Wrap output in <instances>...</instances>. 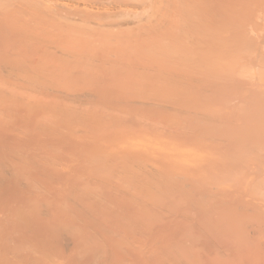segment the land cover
Wrapping results in <instances>:
<instances>
[{
    "label": "rangeland",
    "instance_id": "1",
    "mask_svg": "<svg viewBox=\"0 0 264 264\" xmlns=\"http://www.w3.org/2000/svg\"><path fill=\"white\" fill-rule=\"evenodd\" d=\"M241 1L212 0L208 2V8L211 7L209 8L211 16L208 17V19H205L204 23L208 26L206 28L211 27V30H207H213L212 32H214V34L220 32L221 35L219 34L217 36H223V38H221L226 45L228 42L226 49L229 51L231 50V47L234 48L235 45V47L239 49V46L241 45V43H239V40L243 41L244 39L245 41L247 38L250 41L249 43L259 45V43L262 41L261 39H263L264 36V23L260 22L262 25L260 23L256 24V22L252 21V17L249 16L250 13L252 16H256L259 13V10L264 12V2L259 3L258 1L257 4V0ZM222 6L224 7V12H228V14L224 13L225 18H228L227 21L223 20L224 14L222 15ZM226 6L227 8H225ZM232 6H236L235 10L232 8ZM229 7L232 10L228 9ZM244 7H246L247 9ZM242 15H245L244 18ZM217 18L221 19V21ZM233 19L234 21L232 23ZM236 19L238 21H236ZM206 20L210 25L206 24ZM219 21H225V26H223V23H220ZM220 26L222 27V29H224L225 32H222ZM123 28L130 29L134 27ZM249 30L250 33L248 32ZM110 31L106 30V32L100 34L101 36L95 35L94 37H97L95 38L97 41L94 39V37L93 40L92 38L89 39L92 41L89 43H92L94 47L96 45L97 49L100 48H98V45L105 46L104 49L102 48L103 46L101 47L105 57H107L109 55V52H111H108L106 50H108V48L110 50L111 46H115L110 45L108 48H106L105 42L108 41L109 36L112 35V32L114 30ZM237 31H243V34H246H239H241L243 37H246L240 39ZM235 32L239 40L237 38H234L237 37ZM127 33L128 35H131V38L129 39V36L127 37V39L129 40H124L125 46H127L126 48H128V46L129 48H131V45L132 47H134L135 44L133 46L132 40H134L135 37H139V28L133 29L132 32L127 31ZM79 36H81L82 38L86 37L84 33H79ZM217 36H202L205 40L209 39V41H205L201 37L199 40L200 43L199 41H197V39H195V37L193 38L195 42L191 40V38H189L191 42L193 41L192 46H190L191 48H193V50L190 51L195 54V56H193L194 54H192L191 57L196 58V56H198V59H195V63L197 64L192 62L194 61V58H190L189 55L188 60L185 57L182 58V54L180 58L185 59V61L187 60L190 63L187 62V64L185 61H183L182 64V61L179 62V60H181L179 58L175 60L172 59L173 64L170 66L162 65L164 66L163 72H165L166 70L168 71L164 74L169 73L167 75L170 76L172 72L175 75L179 72V70L180 72L181 70L183 71L184 76L182 72L181 74L184 78L181 76L180 77L181 79L183 78L184 83H186L185 85H187L188 87V90H186L187 92L183 91L184 93L186 92L187 97L184 96L185 94L183 92H181V90L184 88L180 90V96L177 95L178 91L176 93L175 89H178V87L176 84V86H171L175 87L173 88L174 91H172V93L171 90H168L170 91L169 94L167 89L165 90L167 86H164L165 84L163 85V83L159 84V86L163 85L162 87H160L161 92H155L156 95H154L153 91L157 89L155 88L156 84L160 81H158L154 86V83H146L147 80H143L140 75L138 77L140 71L139 73L137 71L134 73H130L131 70L126 71V69L122 68V66H125L128 62H130V64H134L136 68L138 67V70H140L141 67L150 65L152 61L150 59L156 54L155 52L157 51H154V53L153 50L149 51V54L153 53L154 55L151 54L149 55V57L147 55V57L150 58L148 59L147 57H145L148 51L141 52L138 50V52L135 51L134 53L133 51L136 47L132 48V50L134 49L133 51L128 48L130 52L132 51L131 54L133 53L135 54V56H133V54L132 56H130V52L124 49L125 46L124 48L122 47L127 53L124 51L125 53L123 52L121 57H119V54L116 53L121 52L122 49L120 50L119 48V51L115 47L118 50L117 52L114 48H112L116 53L111 52L115 54L112 55L110 53L108 58L110 60L113 58L116 59V57L118 58L116 60H113V62L115 61L116 63L115 69H118V73L116 72L114 67H112L113 69L111 68L110 65L113 66L114 64L112 63L110 65L107 64L108 66L105 64L107 66V69H112L111 72L109 71L107 75L98 73L99 71L96 72L95 70L97 68H95L94 70V67L92 68L90 66H87L85 68L88 71L85 72L84 76H81V74L79 76V74L77 75V73H68L67 75H62L61 71L60 73L59 71H57L60 77H57L52 81L51 79H53L55 75H58L56 74V71L55 75H53L52 77L51 74L47 73V71L45 72L46 74L43 72V80L41 77L36 76V74L32 72L29 73V76L27 75V77H29L28 79H32V77L34 76V86L37 87L35 89L36 92L42 87L44 88L45 86L46 89H44V91L47 90V92H51L56 97H60L61 101L58 102L62 103V105L60 103V108L63 107V110L60 114L52 115L47 113L44 115H40V112L28 113V111L23 110L22 107H17L15 108L16 110L20 108V110L23 111L21 112V114L23 113L22 116H20L21 114L18 115V113H20V110H17L14 115V109L12 111L13 113L10 114L11 120L10 118H8V120L5 119L3 123L0 124V264H264V106L262 105L264 101L262 102V104L260 103V100H262L261 98L264 96L261 95V97L257 94V96L254 95V97H252V99L255 98L256 101L260 99L259 102L257 101V103H260L261 107L259 106L260 108H258L254 104L256 103V101L252 100L254 101V103L251 102L250 96H253L252 91H250L249 89L247 90L252 92H249L250 94L245 91L246 89L244 90L245 94L244 92H239L243 91V86L246 84H243L245 82L244 79L237 77V80H241L237 82L235 79L236 77H234L232 80L235 82L231 81L232 83H229L230 79H228L227 77V80L229 82L225 83V86L223 84L224 82L219 81L220 79L222 81L226 80L225 75H223L224 77H222L223 70L220 69L223 66H220V68L218 67V69L216 70V66L213 64H216L218 61H220L221 63L222 60H220V55H222V57H224L226 60L224 59V63L222 62L221 64H225L224 67H226L228 64L230 65V63L233 64L232 61L235 56H231V58L233 57V59H229L230 63L229 61L227 62L228 57H225L226 54H223L224 52L227 53V50L223 49L224 43L219 41L220 38ZM230 36H232L233 39L230 38ZM100 37L102 40H100ZM215 37L217 38L215 39ZM227 37L229 38L227 39ZM256 38L258 39L256 40ZM76 39H78V37L74 39L72 37L71 39H60V42L58 43L59 45L61 44L59 48H63L62 53H64V49H67L72 45L71 43L78 42L76 41ZM98 41H100L102 44H100V42ZM127 41H131L132 44ZM231 41L234 42L232 43V45ZM5 42L7 43L8 41ZM93 42L95 43V45ZM126 42L129 45H127ZM219 42L220 44L223 43L220 47V44L217 45ZM196 43L197 46L195 45V47L194 44ZM215 43H217V48ZM2 44H0V49L2 50L4 48V50L6 51V48H8L11 42L9 43V45L8 43L4 45ZM13 45L15 46L16 44ZM13 45L11 46L12 50L15 49H13ZM214 45L216 49L221 48L222 51H225H223L221 54V50L218 52L216 51V53L214 52L211 55V51L216 50L214 48ZM210 46L213 47L214 50H212L213 48L210 49ZM229 46L230 49H228ZM19 47L20 45L17 46V48L14 50L15 52L12 50L11 51L14 53H21V56H24L23 53L26 54L27 52H29V50L30 52L28 54L32 53L31 46L30 48L22 47V49L20 47V50ZM182 47L184 48L183 50H186V47ZM206 47L207 49H205ZM59 48L57 49L59 50ZM147 48L149 47L147 46ZM195 48L198 49V51H194ZM10 49H7V51L11 52ZM209 49L211 50L209 53L211 56H208L213 57V61H215L216 59L217 62H212L213 64L211 63V67L213 69L211 67V69H209L207 66L206 68L208 70H206L204 69V66H202V63L199 64L198 62L202 57L201 55H207ZM4 50H2L0 53H3ZM55 50L53 51L52 48H49V51H58ZM88 50L94 52L91 50V48ZM181 50L182 49H180V51ZM100 51L101 50H99L98 53ZM102 51L100 52V55ZM186 51H188V53L190 54L189 50ZM204 51L206 52V54ZM238 51H241L240 53H242V49ZM144 52H146V54H144ZM98 53L94 52L93 54ZM183 53L186 52L183 51ZM188 53H186V56ZM217 53L219 54L218 56ZM231 53L233 52H229L228 55H231ZM237 53L238 54L236 57H238V55L240 54L239 52ZM17 54L16 56L14 54L11 55L17 57ZM86 54H88V51H86ZM243 54L247 55L249 54V52H243ZM251 54L252 53H250V55ZM5 55L3 54L1 56ZM250 55L249 57L251 58L252 62L248 60L249 57H246L245 63L247 65L249 64V62L247 63V61H250V63H253L255 61V64H253L255 67H251V64L247 65L248 67L250 66L251 69L264 67V64H262L264 62L259 61L261 59L260 57H264L263 55H260V57L259 55H257L258 59L257 56H254L253 60L256 58L254 61L252 60L254 54H252V57ZM216 56L220 59L218 58V60ZM63 57L67 59L66 57L68 56ZM74 57L76 60L77 57L74 55L71 58ZM155 57L159 59V56L155 55ZM243 57L244 55L241 58L243 59ZM21 58L20 60H23ZM100 58L99 60H101ZM120 58H123L122 60H124V62L121 61ZM144 58H147L146 61ZM241 58L238 57V60L241 61ZM4 59L5 57L3 58V60ZM6 59L4 60L5 63L2 60L1 63H4V65L6 64L9 70H7L8 68H6L5 66L1 67V65L0 70L1 72H4H2V74L0 72V76L2 75V77L4 78H9L12 76V74L9 73L11 72V66H14L15 69L18 66L17 69H19L22 67V65L21 67H19L20 64H16L17 66H15L14 62L13 65V63L11 62L12 60L14 61V59L9 61L11 59L10 58L9 60H7L10 62L11 66H9V62L7 64ZM77 59L80 58L78 57ZM129 59L130 61H128ZM157 59L155 62H157ZM190 59L192 60L189 61ZM209 59L211 61V58ZM148 60H150V63L148 62ZM66 61L67 60H65V62ZM15 62L17 61L15 60ZM77 62L80 61L77 60ZM90 62L88 61V63ZM93 62L95 63L96 60H93ZM121 62L123 63L121 64ZM142 62L144 63L142 64ZM146 62L148 64L144 65ZM155 62H152V64ZM22 63L24 64V61H22ZM167 63L168 62H166V64ZM184 63H186L187 66L189 64L191 66L187 67ZM241 63L245 65L244 61H241ZM66 64L68 65L67 62ZM75 64L76 62L74 63V65ZM97 64L98 63H96V65ZM99 64H102V62ZM128 64L126 66H128ZM169 64H171V62H169ZM234 64L238 66L237 62L235 63V61ZM260 64L261 66H258ZM63 65L61 66V68H65L67 66L64 65V67ZM157 65L158 62L156 64V67L159 66ZM236 65H234L235 68H237ZM92 66H95V64H93ZM129 66L127 67V69L129 68ZM152 66L153 68L155 67V65ZM173 66L176 70L174 68L172 69ZM196 66L199 68V71H197L198 69ZM230 66L227 67L230 68ZM69 67L70 66L68 65V68ZM190 67L193 71L190 69ZM3 68L6 70V72L8 71L7 73H9L11 76H9L8 74V76H4L6 72ZM26 68L27 67L25 65V69ZM144 68H146L147 70L148 67L146 66ZM150 68L148 69V71L150 70ZM188 68L189 70H187ZM15 69L12 70V72L17 71ZM107 69L105 72H107ZM119 69L124 73H121V71L119 72ZM23 70L24 66L21 71ZM84 70H82V72ZM186 70L187 72L189 71V74H192L185 76V74H188ZM194 70H196V73ZM201 70H203V72ZM219 70H222V72H219ZM229 70L226 69L225 71ZM25 71L28 72V70ZM25 71H23L24 73H21L23 75L25 73L27 74V72ZM112 71H114V74L117 73V75H114ZM160 71L162 72V69ZM161 72L159 76H161ZM213 72L214 74L216 73L219 75L215 74L213 77L214 79H211L213 76ZM207 73H210V75H208L210 76V79L205 78L207 76L204 75H207ZM234 73L236 72L234 71ZM14 74V77L12 76V79H19H16L15 76L22 78V74L19 75L20 73H18L19 76ZM70 74H72V77L70 76ZM100 74L103 75L99 76ZM200 74L202 75L201 79L203 80L200 79ZM224 74H226V72ZM75 75L78 78H76ZM195 75H199V79L198 77L194 78L193 76ZM215 76H218L217 79L219 78V80L215 79ZM229 76L233 77L231 74H229ZM37 77L40 78L39 83L35 82V79ZM180 77L177 78L180 80ZM185 77L189 79L188 82L185 81ZM37 80L38 79H36V81ZM40 80H42L43 83H40ZM212 80L213 83H211ZM165 81L166 80H164V83ZM183 81L182 84H184ZM30 82L32 84V89L34 90L33 81L31 80ZM44 82L46 83V85ZM47 82L49 84H47ZM52 82L54 83L52 84ZM168 82L170 81H167V83ZM220 82L222 85L220 84ZM22 83L24 85V80ZM26 83L25 87L29 85L28 83V85ZM36 83H38L39 85H36ZM209 83L210 85L214 86V88L212 86H210L212 89L209 88ZM214 83L215 85H220L215 87ZM236 83H241V85L243 84V86H239L240 88L237 86V88L235 86ZM203 84L207 85L208 91L206 88H204L205 86ZM202 85L204 86L203 88ZM178 86L181 85L179 84ZM168 87H170V84ZM220 88L222 89V91L216 90ZM236 89L238 90V92L236 91ZM163 91L166 92L163 93ZM205 91L207 95L204 94ZM219 91H221V93ZM80 93L82 94L80 95ZM166 93L171 96V100L169 95V99L165 98L166 100H164L162 95L165 94L167 96ZM175 93L178 97L174 95ZM158 96H161L163 99ZM183 96L184 98H182ZM31 97L37 96H35V94H31ZM88 98H90V102ZM177 98H179L178 100L180 101L176 100ZM148 100L151 101L149 102ZM187 101L191 102V104L193 105L191 106L190 104L189 106V103H187ZM245 101L246 103L243 105H246L248 101V105H251L250 108L248 106V108L243 107L242 103H244ZM239 102L241 103L239 104ZM201 103H204L203 106ZM160 104H162V106L166 105L164 107L166 109L160 106ZM201 106L204 108H202ZM181 107H183V109ZM255 107H257V109ZM261 108L262 112L260 111ZM155 111L160 113H158L157 115L154 113ZM215 111L217 112L215 113ZM145 112L146 114H148V116L145 114ZM4 115L6 116V112H4ZM16 115L20 117H18L17 119ZM97 117L101 119V122L97 123V125H94V122L93 125L91 124V122L89 123V121H94L95 119L99 120ZM206 117L208 118V121ZM153 123H157V125H154ZM162 124L165 126H163ZM183 124L185 125V127H183ZM158 125L160 127L157 128L156 126ZM175 126H177V130L175 129ZM169 127L171 130L167 132L169 129L166 128ZM251 127L253 130L251 129ZM174 129L177 132L174 131ZM225 129L229 133H227ZM162 131L163 133H161ZM239 132L241 134L243 133L242 136L241 134H239ZM175 133L179 134V136H177V134L175 135ZM230 133L231 135H229ZM238 134L242 138L246 136V139H242L241 137L237 138L239 137ZM252 142H254V145L252 144ZM249 144H251L252 146ZM242 151L245 152L242 153ZM240 161H242V164ZM211 173L212 175L214 174L215 177L214 175L212 176ZM117 178L118 180H116ZM139 187H142L143 189ZM185 192L188 195L185 194ZM133 196H135V198L137 197V199H135ZM193 196L196 198H194ZM85 197L87 204H85ZM87 199L90 201L88 202ZM159 199L162 201L159 202ZM91 200H93L94 202ZM95 200L97 201V203L95 202ZM137 200L139 201L137 202ZM207 200L208 202H206ZM94 203L95 206L93 205ZM157 204H160V207ZM173 204H175L176 206H174ZM214 204L217 205V207ZM135 205L139 206V209H137V206ZM88 206L92 207L94 211L91 208L89 209ZM96 206L99 207L96 208ZM82 207H84L85 209ZM223 207L226 209L224 210ZM78 209L81 212L84 210L83 213H85L83 214L79 212ZM185 211L186 214H190L191 212V217L190 215H186ZM77 212L78 214H75ZM181 212L184 213L186 218H183V214L182 217L180 216L181 218L178 217V215H181ZM80 213L83 215L79 216L81 215ZM128 214L132 217H129ZM102 216H104L105 218H103ZM187 216L189 217L188 221ZM153 217L154 219H156V217L162 219L163 226L160 221V223H157L158 226L156 224H151L150 219H152ZM158 218L157 220H159ZM132 221L136 226L131 223ZM140 221L142 223H140ZM101 223H103L102 226ZM189 223L191 226L189 225ZM130 224H132L133 226ZM119 225L123 226L122 229ZM153 225H155V227ZM97 227L98 230L96 229ZM130 227L131 230L129 229ZM133 228H135L136 232H134L135 230L133 231ZM130 236L133 237L131 238ZM141 236H143V238H141ZM129 239L132 240V243ZM219 239L220 241H218ZM188 245L190 246V248ZM173 247H175V249ZM180 256H182L183 258ZM218 261H220L221 263Z\"/></svg>",
    "mask_w": 264,
    "mask_h": 264
},
{
    "label": "bare ground",
    "instance_id": "2",
    "mask_svg": "<svg viewBox=\"0 0 264 264\" xmlns=\"http://www.w3.org/2000/svg\"><path fill=\"white\" fill-rule=\"evenodd\" d=\"M209 1H212V0H0V44H2L3 42V44L2 45H4V44H7L8 43V45H9V43L11 42V44L13 45V44H16L17 46H19L20 45V47H21V49H22V47H26V48H30V46L32 47V53L31 54H28L29 52H30V50L29 49H27V50H29V52H27L26 54L25 53H23L24 54V56H21L22 54L21 53H18L17 51V53H14L15 51V49L17 48V46L15 47L14 45H13V49L14 50H12V45L9 47L8 46V48H6V51H7V49H10V51L12 50V51H14V52H9V51H5L4 50V48L2 49V50H4L6 53H8V54H6L4 51H3V53H0V66L1 67H6V68H8V66L5 64L4 65V60L6 59V58H8V59H6V61L7 60H9L10 58V60L9 61H11L12 59H14V61L12 60V62L11 63H15V66H17L18 64H20L19 65V67H21V65H22V67L21 68H19V69H17L18 68V66H17V68L15 69V67L14 66H11L10 65V62L9 61H7V64H8V62H9V66H11L10 68H11V72H9L10 74H12V76H13V74L14 75H17V76H19V75H21L22 73H24L23 71H25V70H28V72L27 71H25V72H27V74L25 73L24 75L22 74V78L21 77H16L15 76V78L17 79V78H19L18 80H20V78H21V80L20 81H22L23 82V80H24V82L28 85H26L27 87H25V83H24V85H23V83L22 82H20V81H18V80H15V79H12L13 77L9 74V73H7L6 72V70H5V75L4 76H6L7 74L9 75V76H11V77H9V78H4V77H2V75L0 76V124H2L3 123V121L5 120V119H7L8 120V118H10V114H12L13 112V114L15 115V112H17V110H20V108L22 107L23 108V110H26V111H28V113H32V112H40V115H44V114H47V113H49V114H52V115H55V114H60V113H62V108H60L61 107V105H62V103L61 102H58V101H61V98L59 97H56L55 95H53L51 92H47V90H45L44 91V89H46V87L44 86V88L42 87V85H41V89H37L38 91L36 92V86H34L35 85V83H34V76L32 77V79H28L29 77H27V75L29 76V73H34V74H36V76H38V77H41L42 78V74H43V72L45 73L46 71H47V73H49V74H51V77L53 76V75H55V73L57 72V71H59V73H60V71L62 72V75H67L68 73H77V75L79 74V76H80V74H81V76H84V74H85V72H87L88 70H86L85 68L87 67V66H90V67H94L93 69L95 70V68H97L95 71L96 72H98V73H103V74H108L109 73V71L111 72V70L113 69L112 67H114V69L116 68V63H115V61L113 62V60H116V59H118L117 57H116V59H109L108 57H109V55H110V53L111 52H115V51H117L118 52V50H119V48H120V50H121V52H118V53H116V54H119V57H121L122 56V54H123V52L125 51L124 49H126V51L128 50L129 52H130V50H132V48H135V50L133 51L134 53H135V51H137L138 52V50L139 51H148V53L146 54V52H144V54H146V56L145 57H147V55H148V57H149V55H151V54H153L154 53V51H157V52H155L156 54L155 55H157V56H159V59H157L156 57H155V55L153 56V57H151V59L150 58H148V59H150V60H152L151 61V63H150V60H148V62L150 63V65L148 66V65H146V64H148L147 62L144 64V65H146L148 68H147V70H146V68H144V67H146V66H144V67H141V69L140 70H138L139 68L137 67H135L134 66V64H130V62H128V63H126V65L128 64V66H129V68L127 69V67L128 66H122V68H124V69H126V71H129V70H131V72L130 73H134V72H138L139 73V71H140V74H138V77H139V75L143 78V80H147V82L146 83H151V84H153L154 83V86H155V84L158 82V81H160V82H158L157 84H156V87L155 88H157L158 89V86H159V84H161V83H163V85L164 86H169V84H170V87H166L165 88V90L167 89V91L168 90H171V93H172V91H174L173 90V88H175V87H171V86H176L177 85V87H178V89H175V91H176V93H177V91H178V94L177 95H179L180 96V94H181V92H183V91H186V90H188L187 88V85H185L186 83H184V81H183V76H184V74H183V71L181 70V72H182V74H183V76H182V74H181V72H180V70H179V75H178V73L177 72H175V73H177V74H173V72L172 71H170V72H172V74H171V76L170 75H167V74H169V73H166V74H164L165 72H168L167 70L165 71V72H163V69H164V66H162V65H172L173 63H172V59H179L181 56H182V54H183V56H182V58H186L187 60H188V55L190 56V58H194L193 60L194 61H192L193 63H195V59H198V56H196V58L195 57H191L192 56V54H194V53H192V51H190V50H193V48H191L190 46H192V42L194 41L193 40V38L195 37V39H197V41H199L200 40V38L203 36H207V35H212V36H217V35H219L220 34V32H218L217 34H214V32H212V31H208L209 29L211 30V27L210 28H206V27H208L207 25H205V19H208V17H210L211 16V14H210V10H209V8H211V7H209L208 8V2ZM225 1V0H224ZM233 1V0H232ZM235 1V0H234ZM241 1V0H240ZM254 1H256V0H254ZM259 1V3H262V2H264V0H257L256 1V3ZM227 3V2H226ZM241 3H242V1H241ZM246 3V2H245ZM258 4V3H257ZM264 4V3H263ZM239 5H241V4H239ZM245 5V4H244ZM247 5V4H246ZM221 6V5H220ZM219 6V7H220ZM215 7V6H214ZM223 7V6H222ZM235 7L236 6H232V8L235 10ZM218 8V7H217ZM225 8H227V6L225 7ZM244 8H246V7H244ZM220 9V8H219ZM224 7L223 8H221V10L223 11V13H222V15L225 13L224 12ZM228 9H231L230 7L228 8ZM247 9V8H246ZM246 9H244V10H246ZM262 9V8H261ZM221 10H220V12H221ZM232 10V9H231ZM233 10V11H234ZM217 11V10H216ZM248 11V10H247ZM219 12V11H218ZM229 13H232V12H229ZM235 13H236V11H235ZM225 14H228V12H226ZM225 14L222 16L223 17V20H228V18L226 17L225 18ZM220 15V14H219ZM246 15V14H245ZM244 15V16H245ZM218 16V15H217ZM226 16H228V15H226ZM234 16V15H233ZM243 16V15H242ZM244 16H243V18H244ZM250 17H252V21H254V22H256V24H258V23H264V12L263 11H260L259 10V13L255 16V15H251V13H250V15H249ZM239 17V16H238ZM210 19V18H209ZM217 19H219V18H217ZM240 19V18H239ZM220 21H221V19H219ZM211 21V20H210ZM219 21V22H220ZM233 21H234V19L232 20V23H233ZM236 21H238L237 19H236ZM224 22L225 21H222V22H220V23H223V26H225V24H224ZM230 22V21H229ZM244 22V21H243ZM203 23V24H202ZM226 23H228V22H226ZM260 23V24H261ZM206 24H209L208 22H207V20H206ZM243 24V23H242ZM210 25V24H209ZM220 25V24H219ZM231 25V24H230ZM262 25V24H261ZM214 26V25H213ZM216 26V25H215ZM227 26V25H226ZM236 26V25H235ZM234 26V27H235ZM240 26H242V25H240ZM123 27H134V28H130V29H127V28H123ZM217 27V26H216ZM228 27H230V26H228ZM263 27V26H262ZM262 27H261V29H262ZM123 28V29H122ZM136 28H139V34L138 33H136V34H138L139 35V37H135L134 38V40H132V42H133V46H134V44H135V46L134 47H132V45H131V48H129V46H128V48L130 49H128V48H126L127 46H125V41L124 40H129L130 38H131V35H128V33H127V31L128 32H132L133 31V29H136ZM220 28H221V30H222V32H225L224 31V29H222V27L220 26ZM125 29V30H124ZM208 29V30H207ZM234 29V28H233ZM106 30L107 31H110V30H114L113 32H112V35L111 36H109V38H108V41L107 42H105V44H106V48H108L110 45H115V46H111L110 47V50H109V48H108V50H106V51H111V52H109V55L107 56V57H105L104 56V53H103V51H102V48L104 49V45H98V48L100 47H102L101 49L99 48V49H97L96 47V45H95V41L93 42L94 43V45H95V47L93 46V44L92 43H89V42H92L91 40H89V39H91L92 38V40H93V37L95 36V35H98V36H101L100 34L101 33H103V32H106ZM127 30V31H126ZM138 30V29H137ZM243 30V29H242ZM248 30V29H247ZM126 31V32H125ZM230 31V30H229ZM111 32V31H110ZM134 32H135V30H134ZM226 32H228V31H226ZM238 32V31H237ZM249 33H250V30L248 31ZM75 33V34H74ZM79 33H84L85 34V38H82L81 36H79ZM230 33V32H229ZM231 33H233V32H231ZM239 33H242V35H244V34H246V33H244L243 34V31L242 32H238L237 34H238V36L240 37V39L242 38H245V37H243L241 34H239ZM252 33V32H251ZM76 34H78V35H76ZM130 34V33H129ZM206 34V35H205ZM222 34H225V33H222ZM235 34H236V32H235ZM237 34H236V36H237ZM263 34H264V30H263ZM90 35V36H89ZM221 35V34H220ZM232 35V34H231ZM242 37H241V36ZM250 35V34H249ZM248 35V36H249ZM130 36V37H129ZM233 36V35H232ZM232 36H230V38H232L233 39V37ZM238 36L237 37H234V38H237L238 39ZM71 37L74 39V38H76V37H78V39H76V41H78V42H73V43H71L72 45L71 46H69V48H67V49H64L65 51H64V53H62L63 52V48L61 47V49L59 48L60 46H61V44L59 45V43L58 42H60V39H71ZM127 37H129V39H127ZM183 37V38H182ZM202 37V39L203 40H205L204 38ZM217 37H219V36H217ZM217 37H215V39L217 38ZM223 38V36H220L219 38H220V40L219 41H221V42H223L222 41V38ZM250 37V36H249ZM253 37V36H252ZM95 38H97V37H94V39ZM189 38H191V40H193L192 42H191V40L189 39ZM207 38V37H206ZM218 38V39H219ZM229 37H227V39H228ZM188 39V40H187ZM212 39V38H211ZM210 39V40H211ZM225 39H226V37H225ZM231 39V40H232ZM250 39V38H249ZM253 39H255V38H253ZM258 38H256V40H257ZM96 40V39H95ZM99 40V39H98ZM100 40H102L101 39V37H100ZM207 40V39H206ZM205 40V41H206ZM213 40V39H212ZM239 40V39H238ZM238 40H237V44H238ZM262 41L259 43V45H257V44H252V43H249L250 41L248 40V38L244 41V39H243V41L242 40H239V43H241V45L239 46V49L238 48H236L235 46H234V44H233V46H234V48L233 47H231V50L229 51V50H227L226 48H227V45H228V42H227V45L224 43V47H223V49H226L227 50V53L226 52H224L223 54L225 55V57H228L227 58V62L229 61V59L231 58V56H235L234 57V59H233V57L231 58V59H233V64L232 63H230V61H229V63H230V65L228 64L227 66L229 67L230 66V68L232 67L233 68V70H232V68L230 69V68H228L227 66V68L226 67H224L225 66V64L223 65V64H221L223 61H225L226 59L224 58V57H222V55H220L221 57V59L219 58V57H217L219 54L217 53V59L219 58L220 60H222V62L220 63V61H218L217 62V60L215 59V61H213L214 59H213V57H209V56H211L214 52L216 53V51L218 52V51H220L221 50V52H220V54L223 52V51H225V50H223L222 51V49L220 48H218V49H216L217 48V45H219L220 44V42L217 44V43H215V45H216V48H215V45H214V48L216 49L215 51H211L210 49H212L213 47H211L210 49H209V52H207V55H205L206 54V50L204 51L205 52V56H208L209 58H211V61H210V59L208 58V57H205V56H203V55H201L202 57L200 58V60H199V64L200 63H202V66H204V69H206V70H208L206 67L208 66V68L209 69H211L212 67H211V63L212 62H217L216 64H213V65H215L216 66V70L218 69V67L220 68V66H223L222 68H220V69H222L223 70V73H222V77H224L223 75H225V79L227 80V77H228V79H230V82L227 80H219V78L217 79V77L218 76H215V79H217V80H219V81H221V82H224L223 84H224V86H225V83H227V82H229V83H232V82H235V81H233L232 79L234 78V77H236L235 79H236V81L237 82H239V81H241L240 79L239 80H237V77H239V78H242V79H244V83L243 84H245L244 86H243V84L241 85V83L239 84V83H236V87L238 86H243L244 87V89H242L243 91L241 92V91H239L240 93H243L244 92V94H245V91H247L248 89L250 90V91H252V92H250V91H247L248 93L250 92V93H252L253 94V96H250V99H251V102L252 103H254V101H256V99L255 98H253L252 99V97H254V95H256L257 96V94L259 95V96H261V95H263L264 96V67H257V69L256 68H254V69H251L250 68V66L248 67L247 65H250L251 64V67H255L253 64H255V59L253 60V58H254V56L256 57L257 55H259V57H260V55H263L264 56V36H263V39H261ZM5 41H8L7 43L5 42ZM10 41V42H9ZM97 41V40H96ZM196 41V42H197ZM207 41H209V39L207 40ZM217 41V40H216ZM70 42V41H69ZM98 42H100V41H98ZM127 42H129V43H131V41H127ZM127 42H126V44H127ZM195 42V41H194ZM201 42H202V40H201ZM218 42V41H217ZM230 42V41H229ZM199 43H200V41H199ZM208 43V42H207ZM213 43V42H212ZM223 43H221V44H223ZM232 43H234V42H232L231 41V45H232ZM258 43V42H257ZM100 44H102L101 42H100ZM132 44V43H131ZM201 44H203V43H201ZM219 45V47L220 46H222V45ZM251 44V45H250ZM74 45V46H73ZM91 47H90V46ZM117 45H119V46H117ZM127 45H129V44H127ZM189 47H188V46ZM197 46V43L196 44H194V46ZM230 45V44H229ZM87 46H89V47H87ZM124 46H125V48H124ZM147 46L149 47V48H147ZM182 46H184V47H186V50H189V52H190V54L188 53V51H186V50H183L184 48L182 47ZM193 46V47H194ZM195 46V47H196ZM206 46V45H205ZM1 47V46H0ZM20 47H19V50H20ZM86 47V48H85ZM118 49H116V48ZM124 49H123V48ZM202 47V46H201ZM200 47V48H201ZM204 47V46H203ZM207 47H208V45H207ZM207 47L205 48V49H207ZM49 48H52V50L54 51L55 49L56 50H58L57 48H59V50L57 51V52H52V51H49ZM53 48H55V49H53ZM86 49V51H88V54H86V51H85V49ZM91 48V50L92 51H94V52H96V53H98V51L99 50H101L102 51V53H101V55H100V52L98 53V54H93L94 52H91V51H89L88 49H90ZM93 48V49H92ZM105 48V49H106ZM112 48H114L115 49V51L112 49ZM144 48V49H143ZM198 48H199V45H198ZM214 48L212 49V50H214ZM84 49V50H83ZM180 49H182L184 52H186V53H188L187 54V56H186V53H183V51L181 50L180 51ZM228 49H230V46H229V48ZM237 49V50H236ZM242 49V53H240L241 51H238V50H241ZM1 49H0V52L2 51ZM55 50V51H56ZM61 50V51H60ZM68 50V51H67ZM119 50V51H120ZM153 50V53H151V54H149L150 52L149 51H152ZM198 51V49H196L195 48V50L194 51ZM233 50H236V51H233ZM105 51V52H106ZM125 51V52H126ZM131 51V52H132ZM193 51V52H194ZM210 51H211V53H210ZM22 52H24V51H22ZM124 52V53H125ZM131 52L129 53L130 54V56H132V54H131ZM202 52V51H201ZM229 52H233V53H231V55H228L229 54ZM236 52V53H235ZM237 52H239L240 54L239 55H241V56H239L238 55V57H242L243 55H244V57H245V55L246 54H243V52L244 53H248L249 52V54H247L246 55V57L248 58L249 57V55H250V53H252V54H254L253 55V57H252V54L250 55L251 57H252V60L254 61L253 63H250V61H251V58L249 57L248 58V60H250V61H247V63L249 62V64H247L246 65V63H245V59H246V57L244 58L243 57V59L241 60V61H244V63H245V65H243L242 63H241V61H239L238 60V57H236L237 56ZM90 53H92V54H90ZM107 53V52H106ZM105 53V54H106ZM115 53H111L112 55L113 54H115ZM127 53V52H126ZM199 53H200V50H199ZM211 55H210V54ZM5 55V56H1V55ZM10 54V55H9ZM14 54L15 56H16V54L18 55L17 57L19 58L20 56L22 57H20L21 59H23V60H20V58H19V60H18V58L17 57H15V56H12V55ZM21 54V55H20ZM28 54V55H27ZM143 54V55H144ZM197 54H198V52H197ZM234 54V55H233ZM236 54V55H235ZM20 55V56H19ZM73 55L74 56H76L77 58L79 57L80 59H77L76 58V60H75V57L74 58H71V57H73ZM78 55V56H77ZM98 55V56H97ZM128 55V54H127ZM185 55V56H184ZM7 56H9V57H7ZM63 56H68V57H66L67 59H65V57H63ZM125 56V55H124ZM129 56V55H128ZM128 56H127V58H128ZM133 56H135V54H133ZM165 56V57H164ZM193 56H195V54L193 55ZM214 56H215V54H214ZM5 57V59L3 60V58ZM14 57V58H13ZM69 57H70V59H69ZM101 57V58H100ZM111 57V56H110ZM113 57V56H112ZM16 58V59H15ZM94 58V59H93ZM95 58H97V59H95ZM99 58L101 59V60H99ZM123 58H126V57H123ZM122 58V59H123ZM146 58V59H147ZM152 58H154V59H152ZM182 58H180L181 60H179V62H181L182 61V64H183V61H185V59H182ZM261 59L259 60L260 62H264V60H263V58L262 57H260ZM67 60L66 62L68 63V65L70 66L69 68H68V65L66 64V62H65V60ZM73 59V60H72ZM121 58H120V60L121 61H123L124 62V60H122ZM134 59V58H133ZM142 59V58H141ZM140 59V60H141ZM145 59V58H144ZM146 59H145V61H146ZM156 59H157V62H158V67H160V68H158V67H156V64H157V62H155L156 61ZM162 59V60H161ZM192 59H190L189 61H191ZM207 59H209V60H207ZM218 59V60H219ZM225 59V60H224ZM257 59H258V56H257ZM1 60L4 62L3 64L1 63ZM15 60L17 61V62H15ZM77 60L78 61H80V62H77ZM93 60L95 61L96 60V62L94 63L93 62ZM97 60H99V61H97ZM119 60V61H120ZM159 60V61H158ZM185 61L186 63L188 62V61ZM21 61V62H20ZM22 61H24V64L22 63ZM70 61V62H69ZM73 61V62H72ZM88 61L90 62V61H92V62H90L91 64L93 63V64H95V66H92L90 63H88ZM128 61H130V59L128 60ZM162 61V62H161ZM234 61H235V63L237 62V64H238V66L236 65V64H234ZM238 61H239V63H241V64H239L238 63ZM18 62H20V63H18ZM76 62V64L74 65V63ZM102 62V64H99V63H101ZM103 62H104V65L106 64H112V63H114L113 64V66L112 65H110L111 66V68H110V70L109 69H107V66H106V68H105V66L103 65ZM123 62H121V64L123 63ZM141 62V61H140ZM152 62H155V63H153L152 64ZM161 62V63H160ZM165 62V63H164ZM166 62H168L167 64H166ZM169 62H171V64H169ZM191 62V63H192ZM210 62V63H209ZM252 62V61H251ZM256 62H257V60H256ZM260 62H258V63H260ZM14 63H13V65H14ZM22 63V64H21ZM61 63V64H60ZM65 63V64H64ZM72 64V65H70V64ZM79 63V64H78ZM96 63H98L97 65H98V67H97V65H96ZM119 63V62H118ZM144 62H142V64H143ZM186 63H184L185 64V66H187V64L188 63H190V62H188L187 64ZM209 63V64H208ZM224 63V62H223ZM226 63V62H225ZM17 64V65H16ZM60 64V65H59ZM67 65L66 67L64 66V65ZM89 64V65H88ZM142 64H141V66H142ZM155 65V69L153 68V66L152 65ZM178 64V63H177ZM181 64V65H182ZM195 64H197V63H195ZM227 64V63H226ZM262 64H264V63H262ZM25 65H26V69H25ZM64 66L65 68H61V66ZM100 65H102V66H100ZM161 65V66H160ZM174 65H176V64H174ZM210 65V66H209ZM234 65H236V67L237 68H235L234 67ZM257 65V64H256ZM23 66H24V70L23 71H21V69L23 68ZM81 66V67H80ZM103 66H104V68H105V71H106V69H107V72H105L104 71V68H103ZM118 66V65H117ZM152 66V67H151ZM179 66V65H178ZM184 66V67H185ZM188 66H191L190 64L188 65ZM187 66V67H188ZM198 66V65H197ZM196 66V67H197ZM214 66V67H215ZM258 66H261V64L260 65H258ZM264 66V65H263ZM100 67V68H99ZM103 69H102V68ZM151 67V68H150ZM161 67H163V68H161ZM167 67V66H166ZM183 67V68H184ZM201 67V66H200ZM211 67V68H210ZM53 70H52V69ZM85 70H84V69ZM99 68V69H98ZM150 68V70L148 71V69ZM174 68V66L172 67V69ZM202 68V67H201ZM230 69L229 71H225L226 69ZM235 68V69H234ZM2 69V70H3ZM17 70V71H15V72H12V70ZM49 69H51V70H49ZM92 69V70H93ZM102 69V70H101ZM137 69V70H136ZM159 69V70H158ZM162 69V72L160 71ZM175 69V68H174ZM186 69V68H185ZM190 69H191V67H190ZM195 69V68H194ZM197 71H199V68L197 67ZM203 69V68H202ZM213 69V68H212ZM7 70H9V68L7 69ZM20 70V71H19ZM48 70H49V72H48ZM82 70H84L83 72H82ZM116 70V69H115ZM118 70V69H117ZM116 70V72L118 73V71ZM156 70H158V71H156ZM176 70V69H175ZM174 70V71H175ZM177 70H178V67H177ZM187 70H189V68L187 69ZM187 70H186V72H187ZM192 70V69H191ZM190 70V71H191ZM222 70H219V72L221 71L222 72ZM56 71V72H55ZM64 71H65V73H64ZM121 71V73L123 72L122 70H120L119 69V72ZM161 72V76H159L160 75V72ZM193 71V70H192ZM195 71V73H196V70H194ZM202 72H203V70H201ZM234 71L236 72V73H234ZM0 72H1V70H0ZM2 72H4V71H2ZM2 72H1V74H2ZM22 72V73H21ZM54 72V73H53ZM105 72V73H104ZM113 72V74H114V71H112ZM115 72V73H116ZM189 72V71H188ZM187 72V73H188ZM202 72H201V74H202ZM206 72H209V71H206ZM226 72V74H224ZM231 74L233 77H230L229 76V74ZM17 73V74H16ZM18 73H20L19 75H18ZM53 73V74H52ZM59 73L57 72L56 74H58L57 76L55 75L54 77H53V79H51V81L52 80H54L55 78H57V77H60L59 76ZM117 73L116 74H114V75H117ZM124 73V72H123ZM158 73V74H157ZM185 73V72H184ZM191 73V72H190ZM235 75H237V76H235ZM46 74V73H45ZM103 74H100L99 76H101V75H103ZM154 74V75H153ZM163 74V75H162ZM192 74V73H191ZM191 74H185V76H187V75H191ZM199 74V73H198ZM200 74V75H201ZM216 74V73H215ZM214 72H213V76H212V78L211 79H214L213 77H214ZM7 75V76H8ZM62 75H61V77H62ZM72 74H70V76H71ZM96 75H98V74H96ZM174 75V76H173ZM204 75V74H203ZM208 75H210V73H207V75H204V76H207V77H205V78H209L210 76H208ZM216 75H219V74H216ZM44 76V75H43ZM76 76V75H75ZM170 76V77H169ZM183 77L182 79H181V77H180V80L177 78V77ZM199 76V75H198ZM198 76H193L194 78H196V77H198ZM220 76H221V73H220ZM24 77V78H23ZM36 78V79H38L37 81H36V79H35V82H38L39 83V79L40 78ZM68 77H69V75H68ZM72 77V76H71ZM140 77V78H141ZM172 77V78H171ZM189 77V76H188ZM193 77H190V78H193ZM200 77V79L202 78V75L201 76H199ZM199 77H198V79H199ZM230 77V78H229ZM26 78V79H25ZM75 78V77H74ZM76 78H78L77 76H76ZM186 78V77H185ZM168 79V80H167ZM210 79V78H209ZM208 79V80H209ZM234 79V80H235ZM26 80V81H25ZM28 80V81H27ZM33 81V88H34V90L32 89V84H31V82L30 81ZM42 80H43V78H42ZM42 80H40V83L42 82ZM47 80V79H46ZM46 80H45V82H46ZM58 80V79H57ZM149 80V81H148ZM152 82H151V81ZM164 80H166L165 81V83H164ZM188 78H186V80L185 81H187L188 82ZM194 80V79H193ZM201 80H203V79H201ZM204 80H206V79H204ZM216 80V81H217ZM167 81H170V82H168L167 83ZM182 81H183V83L184 84H182ZM190 81H192V80H190ZM195 81V80H194ZM197 81V80H196ZM211 81V80H210ZM232 81V82H231ZM18 82V83H17ZM44 82V83H45ZM143 82V81H142ZM181 82V83H180ZM201 82H203V81H201ZM221 82H220V84H221ZM242 82H243V80H242ZM20 83V84H19ZM38 83H36V85H39ZM43 83V82H42ZM54 82H52V84H53ZM166 83H167V85H166ZM172 83V84H171ZM208 83V82H207ZM206 83V84H207ZM211 83H213V80H212V82ZM219 83V82H218ZM228 83V84H229ZM47 84H49L48 82H47ZM55 84H56V80H55ZM106 84V83H105ZM176 84V85H175ZM181 85V86H178V85ZM206 84H203L202 85V88L204 87V88H206L207 89V91H208V87L209 88H211L210 86H212V85H210V83H209V85H208V87H207V85ZM219 84V85H220ZM235 84V83H234ZM238 84V85H237ZM45 85H46V83H45ZM102 85V84H101ZM163 85H160L159 86V89H158V91H157V89H153L154 91V95H156V93L155 92H161V90H160V87H162ZM214 85H215V83H214ZM219 85H215V87L216 86H219ZM222 85V84H221ZM29 86H31V87H29ZM50 86V85H49ZM56 86V85H55ZM54 86V87H55ZM151 86V85H150ZM149 86V87H150ZM183 86V87H182ZM185 86H186V88H185ZM250 86V87H249ZM28 87H29V89H28ZM180 87V88H179ZM213 88H214V86H212ZM237 87V88H238ZM249 87V88H248ZM51 88V87H50ZM57 88V87H56ZM55 88V89H56ZM102 88V87H101ZM151 88V87H150ZM153 88V87H152ZM164 88V87H163ZM162 88V89H163ZM182 88H184V89H182ZM218 88V87H217ZM227 88V87H226ZM240 88V87H239ZM242 88V87H241ZM182 89V90H181ZM212 89V88H211ZM232 89V88H231ZM246 89V90H245ZM27 92H26V91ZM53 90V89H52ZM51 90V91H52ZM152 90V89H151ZM160 90V91H159ZM164 90V89H163ZM180 90H181V92H180ZM190 90H192V89H190ZM202 90V89H201ZM210 90V89H209ZM216 90H221L222 91V89L220 88V89H216ZM216 90H215V92H216ZM229 90V89H228ZM245 90V91H244ZM24 91V92H23ZM204 91V90H203ZM211 91V90H210ZM221 91H219L220 93H221ZM227 91V90H226ZM236 91L238 92V90L236 89ZM22 92V93H21ZM164 92H166V91H163V93ZM170 91H168V93H169ZM187 92V91H186ZM186 92L184 93L185 95L184 96H186L187 97V95H186ZM218 92V91H217ZM85 93V92H84ZM152 93V92H151ZM176 93L174 94V95H176ZM180 93V94H179ZM228 93V92H227ZM249 93V94H250ZM31 94H35V96H37V97H31ZM82 93H80V95H81ZM153 94V93H152ZM167 94V93H166ZM170 94V93H169ZM169 94H167V96L164 94V95H162L163 96V98H164V100H166L165 98H167V99H169L168 98V95ZM188 94V93H187ZM204 94H206L207 95V93H206V91H205V93ZM211 94V93H210ZM214 94V93H213ZM217 94V93H216ZM61 95V94H60ZM153 95V96H154ZM176 95V96H177ZM218 95H220V94H218ZM228 95V94H227ZM235 95V94H234ZM26 96V97H25ZM90 96V95H89ZM166 96V97H165ZM170 96V95H169ZM175 96V97H176ZM184 96L182 97V98H184ZM189 96V95H188ZM241 96V95H240ZM239 96V97H240ZM56 97V98H55ZM93 97V96H92ZM91 97V98H92ZM150 97V96H149ZM158 97H161V96H158ZM178 97V96H177ZM223 97V96H222ZM230 97V96H229ZM248 97V96H247ZM246 97V98H247ZM262 97V96H261ZM151 98V97H150ZM162 97H161V99H163ZM202 98V97H201ZM221 98V97H220ZM264 97H262L261 99L262 100H260V99H258L257 101L259 102V100L261 101L260 103L262 104V102L264 101V99H263ZM60 99V100H59ZM89 99V102H90V98H88ZM145 99V98H144ZM143 99V100H144ZM148 99V98H147ZM160 99V98H159ZM160 99V100H161ZM179 98H177L176 100H178ZM87 100V99H86ZM85 100V101H86ZM163 100V101H164ZM170 100H171V96H170ZM223 100V99H222ZM225 100V99H224ZM227 100V99H226ZM231 100V99H230ZM245 100V99H244ZM248 100V99H247ZM252 100H254V101H252ZM149 101V100H148ZM151 101V100H150ZM149 101V102H150ZM162 101V100H161ZM160 101V102H161ZM178 101H180V100H178ZM182 101V100H181ZM203 101H204V99H203ZM202 101V102H203ZM242 101H243V99H242ZM257 101H256V103H254L258 108H260L261 106H260V103L258 104L257 103ZM91 102H94V101H91ZM144 102V101H143ZM157 102H159V101H157ZM166 102H168V101H166ZM184 102V101H183ZM201 102V101H200ZM60 103H61V105H60ZM87 103H88V101H87ZM185 103V102H184ZM187 103H189V106H190V104H191V102H188L187 101ZM241 102H239V104H240ZM246 103V101L244 102V103H242V105L243 104H245ZM90 104V103H89ZM142 104V103H141ZM147 104V103H146ZM162 104H163V102H162ZM162 104H160V106H162ZM166 104V103H165ZM202 104V103H201ZM204 104V103H203ZM203 104H202V106H203ZM144 105V104H143ZM143 105H142V107H143ZM187 105V104H186ZM193 104H191V106H192ZM254 105V106H255ZM263 106H264V102H263V104H262ZM166 106V105H165ZM165 106H162L163 108L165 107ZM167 106H169V105H167ZM177 106V105H176ZM181 106V105H180ZM185 106V105H184ZM201 106V107H202ZM250 108L251 107V105H248V101H247V104L246 105H243V107H246V108H248V107ZM260 106V107H259ZM17 107H20V108H18L17 110L15 109V108H17ZM147 107V106H146ZM186 107V106H185ZM185 107H184V109H185ZM207 107V106H206ZM210 107V106H209ZM242 107V106H241ZM253 107V106H252ZM257 107H255L256 109H257ZM148 108H150V107H148ZM168 108V107H167ZM178 108V107H177ZM176 108V109H177ZM182 109H183V107H181ZM190 108V107H189ZM188 108V109H189ZM202 108H204V107H202ZM201 108V109H202ZM214 108V107H213ZM263 108V107H262ZM262 108L260 109V111L262 112ZM15 109V110H14ZM154 109V108H153ZM155 109H156V107H155ZM160 109H161V107H160ZM164 109H166V108H164ZM240 109V108H239ZM253 109V108H252ZM14 110V111H13ZM144 110V109H143ZM168 110V109H167ZM210 110V109H209ZM13 111V112H12ZM159 111V110H158ZM188 111V110H187ZM219 111V110H218ZM4 112H6V116L4 115ZM19 112V111H18ZM21 112H23V111H21L20 110V113H18V115L19 114H21ZM180 112V111H179ZM185 112V111H184ZM217 111H215V113H216ZM235 112V111H234ZM234 112H233V115H234ZM253 112V111H252ZM258 112V111H257ZM155 114H157L158 115V113H160V112H154ZM181 113H183V112H181ZM17 114V113H16ZM23 114V113H22ZM22 114L20 115V116H22ZM74 114V113H73ZM145 114H146V112H145ZM161 114H163V113H161ZM220 114V113H219ZM254 114V113H253ZM256 114V113H255ZM260 114V113H259ZM13 115V116H14ZM26 115V114H25ZM147 116H148V114H146ZM145 115V116H146ZM150 115V114H149ZM164 115H165V113H164ZM182 115V114H181ZM188 115V114H187ZM17 116V115H16ZM20 116H17V119H18V117H20ZM146 116V117H147ZM153 116V115H152ZM156 116V115H155ZM154 116V117H155ZM183 116V115H182ZM206 116H208V115H206ZM15 117V116H14ZM151 117V116H150ZM150 117H149V119H150ZM154 117H152V118H154ZM159 117V116H158ZM161 117H163V116H161ZM253 117V116H252ZM257 117V116H256ZM262 117V116H261ZM260 117V118H261ZM4 118V119H3ZM98 118V117H97ZM148 118V117H147ZM160 118V117H159ZM219 118H220V116H219ZM232 118V117H231ZM245 118V117H244ZM14 119V118H13ZM99 119V118H98ZM142 119V118H141ZM206 119H207V121H208V118L206 117ZM209 119H211V118H209ZM236 119V118H235ZM256 119V118H255ZM10 120H11V118H10ZM66 120H68V119H66ZM95 120H96V123H95ZM94 121H89V123L91 122V124L93 125V122H94V125H97V123H99V122H101V119H99V120H97V119H95ZM151 120H155V119H151ZM163 120V119H162ZM166 120H167V118H166ZM193 120H195V119H193ZM220 120V119H219ZM231 120V119H230ZM229 120V121H230ZM71 121V120H70ZM87 121V120H86ZM145 121V120H144ZM251 121V120H250ZM255 121V120H254ZM257 121V120H256ZM261 121V120H260ZM84 122H85V120H84ZM158 122V121H157ZM206 122V121H205ZM221 122V121H220ZM148 123V122H147ZM164 123V122H163ZM208 123V122H207ZM209 123H210V121H209ZM229 123V122H228ZM254 123V122H253ZM259 123V122H258ZM263 123V122H262ZM261 123V124H262ZM154 124V123H153ZM153 124H152V126H153ZM158 124H160V123H158ZM179 124V123H178ZM188 124V123H187ZM192 124V123H191ZM219 124H221V123H219ZM244 124V123H243ZM255 124V123H254ZM260 124V125H261ZM154 125H157V123L156 124H154ZM163 125V124H162ZM184 125V124H183ZM194 125H195V123H194ZM223 125V124H222ZM221 125V126H222ZM226 125V124H225ZM259 125V124H258ZM83 126V125H82ZM163 126H165V125H163ZM178 126V125H177ZM177 126H175V129H176V127ZM189 126V125H188ZM224 126V125H223ZM228 126V125H227ZM248 126V125H247ZM257 126V125H256ZM255 126V127H256ZM157 128L158 127H160L159 125L158 126H156ZM155 127V128H156ZM183 127H185V125L183 126ZM231 127V126H230ZM229 127V128H230ZM255 127H254V129H255ZM264 127V126H263ZM70 128V127H69ZM223 128V127H222ZM243 128V127H242ZM246 128V127H245ZM260 128V127H259ZM166 129H169L167 132H169L171 129H170V127L169 128H166ZM174 129V131H176ZM250 129V128H249ZM251 129H252V127H251ZM158 130V129H157ZM226 130V129H225ZM247 130H248V128H247ZM253 130V129H252ZM251 130V131H252ZM264 130V129H263ZM160 131V130H159ZM159 131H157V132H159ZM181 131V130H180ZM227 131V130H226ZM237 131V130H236ZM246 131V130H245ZM177 132V131H176ZM161 133H163V131L161 132ZM179 133V132H178ZM227 133H229L228 131H227ZM238 133V132H237ZM245 133V132H244ZM254 133V132H253ZM167 134H169V133H167ZM177 133H175V135H176ZM234 134V133H233ZM239 134H241L240 132H239ZM238 134V135H239ZM243 134V133H242ZM242 134H241V136H242ZM250 134V133H249ZM229 135H231V133L229 134ZM248 135V134H247ZM255 135V134H254ZM264 135V134H263ZM262 135V136H263ZM177 136H179V134H177ZM228 136V135H227ZM226 136V137H227ZM236 136V135H235ZM240 135H239V137H237V138H240L241 137ZM181 137V136H180ZM199 137V136H198ZM250 137H251V135H250ZM249 137V138H250ZM259 137V136H258ZM233 138H234V136H233ZM236 138V139H237ZM242 138V137H241ZM243 138H245L246 139V136L245 137H243ZM242 138V139H243ZM215 139H217V138H215ZM253 140V139H252ZM251 140V141H252ZM255 140H256V138H255ZM258 140H259V138H258ZM242 142V141H241ZM244 142V141H243ZM255 142V141H254ZM254 142H252V144L254 143ZM246 143V142H245ZM249 143V142H248ZM259 143V142H258ZM249 145H251V144H249ZM254 145V144H253ZM252 146V145H251ZM204 147V146H203ZM225 150H227V149H225ZM231 150V149H230ZM239 150V149H238ZM243 150V149H242ZM256 150V149H255ZM237 151V150H236ZM236 151H235V153H236ZM250 151H252V150H250ZM227 152V151H226ZM231 152V151H230ZM245 152V151H244ZM243 151H242V153H244ZM255 152V151H254ZM248 153V152H247ZM258 153V152H257ZM239 154V153H238ZM259 154V153H258ZM233 155V154H232ZM231 155V156H232ZM241 155V154H240ZM244 155V154H243ZM239 156V155H238ZM234 157V156H233ZM236 158V157H235ZM243 158V157H242ZM232 159V158H231ZM239 159V158H238ZM232 162H233V160H232ZM239 162V161H238ZM241 162V164H242V161H240ZM237 163V162H236ZM228 165V164H227ZM237 165H239V164H237ZM242 167V166H241ZM239 168V167H238ZM230 173V172H229ZM257 173V172H256ZM223 174V173H222ZM232 174V173H231ZM119 175V174H118ZM117 175V176H118ZM211 175H212V173H211ZM214 175V174H213ZM212 175V176H213ZM237 175V174H236ZM249 175V174H248ZM255 175V174H254ZM239 176H241V175H239ZM214 177H215V175H214ZM225 177H227V176H225ZM35 178V177H34ZM116 180H118V178L116 179ZM229 180V179H228ZM249 180V179H248ZM122 181V180H121ZM45 182V181H44ZM124 182V181H123ZM139 183V182H138ZM139 185V184H138ZM214 185V184H213ZM236 185V184H235ZM45 186V185H44ZM140 186V185H139ZM246 186V185H245ZM46 187H48V186H46ZM128 187V186H127ZM238 187V186H237ZM134 188H136V187H134ZM139 188H142V187H139ZM139 188H138V190H139ZM161 188V187H160ZM143 189V188H142ZM162 189V188H161ZM160 189V190H161ZM145 191V190H144ZM239 192V191H238ZM225 193V192H224ZM133 194V193H132ZM144 194V193H143ZM174 194V193H173ZM176 194V193H175ZM185 194H187L186 192H185ZM193 194V193H192ZM203 194V193H202ZM134 195H135V193H134ZM142 195V194H141ZM188 195V194H187ZM220 195V194H219ZM132 196V195H131ZM150 196V195H149ZM175 196V195H174ZM210 196V195H209ZM83 197V196H82ZM134 198H135V196H133ZM145 197V196H144ZM177 197V196H176ZM194 197V196H193ZM196 197H197V195H196ZM196 197H194V198H196ZM203 197V196H202ZM81 198V197H80ZM88 198V197H87ZM161 198V197H160ZM91 199V198H90ZM95 199V198H94ZM135 199H137V197L135 198ZM143 199V198H142ZM142 199H140V200H142ZM175 199H177V198H175ZM80 200H82V199H80ZM84 200H85V202H86V197L84 198ZM154 200V199H153ZM160 200V199H159ZM158 200V201H159ZM173 200V199H172ZM87 201L89 202L90 200H88L87 199ZM91 201H93V200H91ZM139 200H137V202H138ZM162 200H160L159 202H161ZM168 201V200H167ZM198 201V200H197ZM94 202V201H93ZM95 202L97 203V201L95 200ZM165 202V201H164ZM178 202V201H177ZM180 202V201H179ZM194 202V201H193ZM206 202H208V200L206 201ZM145 203V202H144ZM158 203V202H157ZM192 203V202H191ZM233 203V202H232ZM235 203V202H234ZM85 204H87V202L85 203ZM92 204V203H91ZM99 204V203H98ZM139 204V203H138ZM141 204V203H140ZM176 204V203H175ZM175 204H173L174 206H176ZM178 204V203H177ZM194 204V203H193ZM225 204V203H224ZM229 204H231V203H229ZM84 205V204H83ZM94 206H95V203L93 204ZM142 205H143V203H142ZM154 205V204H153ZM157 205H159V207H160V204H157ZM161 205H162V203H161ZM181 205H182V203H181ZM215 205V204H214ZM234 205V204H233ZM81 206H82V204H81ZM135 206H137V205H135ZM141 206V205H140ZM156 206V205H155ZM173 206V207H174ZM216 207H217V205H215ZM224 206V205H223ZM231 206V205H230ZM235 206V205H234ZM89 207V209L91 208L92 209V207H90V206H88ZM99 207V206H98ZM97 206H96V208H98ZM142 207V206H141ZM171 207H172V205H171ZM182 207H183V205H182ZM214 207V206H213ZM82 208H84V207H82ZM156 208V207H155ZM224 208V207H223ZM229 208V207H228ZM232 208V207H231ZM80 209H81V207H80ZM85 209V208H84ZM88 209V208H87ZM137 209H139V206H137ZM161 209V208H160ZM167 209V208H166ZM169 209V208H168ZM182 209V208H181ZM226 208H224V210H225ZM93 211H94V209H92ZM157 210V209H156ZM158 210H159V208H158ZM78 211H79V209H78ZM84 211V210H83ZM83 211L81 212V211H79V212H81V213H83ZM97 211V210H96ZM134 211V210H133ZM144 211V210H143ZM161 211V210H160ZM218 211V210H217ZM136 212V211H135ZM138 212V211H137ZM145 212V211H144ZM159 212V211H158ZM177 212V211H176ZM175 212V213H176ZM215 212V211H214ZM221 212V211H220ZM80 213V214H81ZM85 213V212H84ZM83 213V214H84ZM92 213V212H91ZM96 213V212H95ZM105 213V212H104ZM103 213V214H104ZM143 213V212H142ZM157 213V212H156ZM160 213V212H159ZM75 214H78V212L77 213H75ZM83 214H81V215H79V216H82ZM86 214H87V212H86ZM100 214V213H99ZM134 214V213H133ZM140 214V213H139ZM184 215V213H182L181 212V215H178V217H182L183 215ZM185 214H186V211H185ZM190 214H191V212H190ZM190 214H186V215H190ZM94 215V214H93ZM98 215V214H97ZM131 215H132V213H131ZM130 215V216H131ZM155 215V214H154ZM166 215V214H165ZM168 215V214H167ZM193 215V214H192ZM77 216V215H76ZM92 216V215H91ZM99 216H101V215H99ZM127 216V215H126ZM128 216H129V214H128ZM129 216V217H130ZM135 216V215H134ZM144 216V215H143ZM153 216V215H152ZM158 216V215H157ZM199 216V215H198ZM103 218H105L104 216H102ZM101 217V218H102ZM117 217H118V215H117ZM129 217H128V219H129ZM132 217V216H131ZM139 217V216H138ZM148 217V216H147ZM149 217H150V215H149ZM180 217V218H181ZM188 217V216H187ZM190 217H191V215H190ZM194 217V216H193ZM201 217H202V215H201ZM94 218V217H93ZM157 218L158 217H156V219H154V217L152 218V219H150V221H151V224H156L157 226H158V222L160 221L161 222V224H162V219H159V220H157ZM183 218H186L185 217V215H184V217ZM131 219V218H130ZM165 219V218H164ZM188 219H189V217L187 218V221H188ZM193 219V218H192ZM198 219V218H197ZM199 219H200V217H199ZM155 220H157V221H155ZM175 220V219H174ZM182 220V219H181ZM186 220V219H185ZM97 221H98V219H97ZM130 221V220H129ZM142 221V220H141ZM140 221V223H142ZM177 221V220H176ZM183 221V220H182ZM100 222H102V221H100ZM159 222V223H160ZM167 222V221H166ZM99 223V222H98ZM129 223V222H128ZM132 224H133V221L131 222ZM135 223V222H134ZM132 224H130V225H132ZM166 224V223H165ZM97 225H99V224H97ZM103 225V223H101V226ZM122 225V224H121ZM124 225V224H123ZM133 225H135V224H133ZM132 225V226H133ZM141 225V224H140ZM168 225V224H167ZM186 225V224H185ZM189 225H190V223H189ZM120 226V225H119ZM136 226V225H135ZM154 227H155V225H153ZM162 226H163V224H162ZM191 226V225H190ZM94 227H96V226H94ZM99 227V226H98ZM98 227L96 228L97 230H98ZM122 227L123 226H120V228L122 229ZM129 227V226H128ZM128 227H127V229H128ZM159 227H160V225H159ZM139 228H141V227H139ZM138 228V229H139ZM172 228V227H171ZM192 228V227H191ZM95 229V228H94ZM100 229H101V227H100ZM130 230H131V227L129 228ZM137 229V230H138ZM155 229V228H154ZM135 230V228H133V231ZM143 230V229H142ZM141 230V231H142ZM151 230V229H150ZM121 231V230H120ZM132 231V232H133ZM97 232V231H96ZM134 232H136V230L134 231ZM98 233V232H97ZM123 233V232H122ZM127 233H129V232H127ZM126 233V234H127ZM131 233V232H130ZM138 233V232H137ZM144 233V232H143ZM153 233V232H152ZM116 234V233H115ZM145 234V233H144ZM120 235H121V232H120ZM128 235H130V234H128ZM141 235V234H140ZM146 235V234H145ZM144 235V236H145ZM148 235H149V233H148ZM181 235H183V234H181ZM123 236V235H122ZM125 236V235H124ZM115 237V236H114ZM131 237V236H130ZM133 237V236H132ZM131 237V238H132ZM138 237V236H137ZM136 237V238H137ZM149 237V236H148ZM179 237H180V235H179ZM127 238V237H126ZM128 238H129V236H128ZM141 238H143V236H141ZM130 240V239H129ZM148 240V239H147ZM225 240V239H224ZM131 241V243H132V240H130ZM174 241V240H173ZM218 241H220V239L218 240ZM141 242H142V240H141ZM217 242V241H216ZM128 243V242H127ZM185 243V242H184ZM138 244V243H137ZM136 244V245H137ZM187 244V243H186ZM189 244V243H188ZM194 244H197V243H194ZM220 244V243H219ZM158 245V244H157ZM177 245H181V244H177ZM214 245V244H213ZM138 246V245H137ZM140 246V245H139ZM174 246V245H173ZM189 246V245H188ZM195 246V245H194ZM216 246V245H215ZM134 247H135V245H134ZM172 247V246H171ZM169 248V247H168ZM174 249H175V247H173ZM189 248H190V246H189ZM196 248V247H195ZM111 249V248H110ZM170 249V248H169ZM176 249H178V248H176ZM161 250H162V248H161ZM166 250V249H165ZM180 250V249H179ZM187 250V249H186ZM146 251V250H145ZM172 251V250H171ZM173 251H175V250H173ZM180 252H182V251H180ZM174 253V252H173ZM172 253V254H173ZM176 254V253H175ZM180 254V253H179ZM185 254V253H184ZM175 256V255H174ZM157 257V256H156ZM180 257H182V256H180ZM154 258V257H153ZM175 258V257H174ZM183 258V257H182ZM217 258V257H216ZM137 259V258H136ZM163 259V258H162ZM173 259V258H172ZM158 260V259H157ZM161 260V259H160ZM212 260V259H211ZM146 261V260H145ZM149 262V261H148ZM152 262H153V260H152ZM156 262V261H155ZM182 262V261H181ZM198 262V261H197ZM213 262V261H212ZM216 262V261H215ZM218 262H220V261H218ZM157 263V262H156ZM221 263V262H220ZM227 263V262H226ZM151 264H153V263H151ZM212 264V263H211Z\"/></svg>",
    "mask_w": 264,
    "mask_h": 264
}]
</instances>
